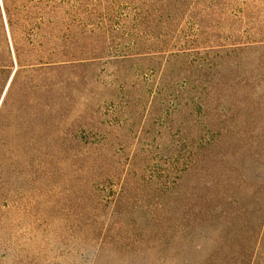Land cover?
I'll return each mask as SVG.
<instances>
[{"label": "rangeland", "instance_id": "374dc122", "mask_svg": "<svg viewBox=\"0 0 264 264\" xmlns=\"http://www.w3.org/2000/svg\"><path fill=\"white\" fill-rule=\"evenodd\" d=\"M70 12L100 57L80 69L67 148L47 169L22 171L35 97L14 92L0 264H242L243 249L264 264L259 52L174 54L264 44V0H70Z\"/></svg>", "mask_w": 264, "mask_h": 264}, {"label": "trees", "instance_id": "16d2710c", "mask_svg": "<svg viewBox=\"0 0 264 264\" xmlns=\"http://www.w3.org/2000/svg\"><path fill=\"white\" fill-rule=\"evenodd\" d=\"M139 17L141 25L145 24L147 17ZM72 26L70 0H0V135L8 129L4 123L6 110L18 107L12 98L14 92L28 89L35 97L32 124L22 127L18 134L20 151L27 156L23 173L47 169L54 150H66L71 90L84 79L80 69L100 57L99 49L89 51L73 37ZM100 30L108 33L109 29ZM137 44L140 49L142 45ZM248 51L259 52V68H264V44L174 54L224 58ZM258 232L254 240L260 249L264 246V217ZM241 252L245 264L251 252Z\"/></svg>", "mask_w": 264, "mask_h": 264}, {"label": "clouds", "instance_id": "9594fccd", "mask_svg": "<svg viewBox=\"0 0 264 264\" xmlns=\"http://www.w3.org/2000/svg\"><path fill=\"white\" fill-rule=\"evenodd\" d=\"M89 264H95L94 262V258L92 260L89 261Z\"/></svg>", "mask_w": 264, "mask_h": 264}]
</instances>
